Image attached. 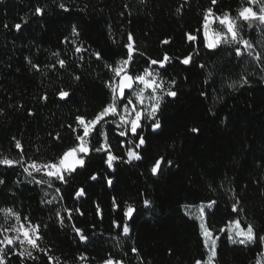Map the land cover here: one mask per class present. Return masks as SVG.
<instances>
[{
  "label": "trees",
  "instance_id": "trees-1",
  "mask_svg": "<svg viewBox=\"0 0 264 264\" xmlns=\"http://www.w3.org/2000/svg\"><path fill=\"white\" fill-rule=\"evenodd\" d=\"M261 4L0 0V159L17 162L0 164V218L19 216L24 227L38 225L41 237L31 256L21 255L16 243L0 244L4 264H203L207 251L187 209L211 201L204 223L219 236L212 263L264 264V24L237 22L251 54L237 44L209 49L203 35L208 9L236 17L241 7L258 11ZM188 34L197 40L189 41ZM129 43L135 49L130 72L165 53L171 57L164 68L151 66L166 88L174 81L177 92L161 102V127L153 131L154 121L142 119L137 132L145 143L136 148L138 137L130 131L121 136L124 127L113 122L118 119L106 117L87 137L83 166L64 172L65 182L32 172V163H58L78 145V117L92 120L111 103L114 68L127 58ZM188 55L192 61L185 65L181 60ZM101 145L107 150H94ZM129 150L141 159L128 162ZM108 152L118 157L111 168ZM234 220L252 225L256 239L230 241L220 229Z\"/></svg>",
  "mask_w": 264,
  "mask_h": 264
},
{
  "label": "snow or ice",
  "instance_id": "snow-or-ice-1",
  "mask_svg": "<svg viewBox=\"0 0 264 264\" xmlns=\"http://www.w3.org/2000/svg\"><path fill=\"white\" fill-rule=\"evenodd\" d=\"M212 3L215 4L216 0H212ZM256 3V0H249V4ZM62 9L68 11L67 8L63 4L60 5ZM35 13L37 15H43L44 9L41 7H37L35 9ZM211 17V20H210ZM239 20H243L248 23L249 27L252 26V21H259L260 24H264V4H261L259 10H254L251 6L241 7L238 10V15L233 17L230 13H224L223 15L216 16L214 15L212 9L207 10V14L204 17L203 23V35H204V44L209 49H215L220 44L232 45L237 44L241 45L244 48L249 50V54H251L252 45L247 39H244L241 35L240 26L237 23ZM219 23L222 27L217 30L215 28H211V25L215 23ZM16 29L19 30L21 28L20 24L15 25ZM73 34H78L76 29L73 28ZM189 41H196L197 36L188 34L187 36ZM129 41H132L131 35L129 36ZM164 43H168V41H164ZM128 49L127 58L120 61L119 65L114 68V75L115 77L119 78L118 83H115V86L110 84V88L112 91V101L109 103L96 117L92 120L86 121L82 117H78V123L83 126L82 135H78L77 139L80 141V144L76 147H72L67 150L62 158L59 159L58 163H49L46 165H38L36 163H32L30 167L35 172H41L42 169H47L44 173L50 178L59 179L61 182H65V177L63 175L64 172H74L76 170L77 165L83 166L84 159L82 157H78V153L87 154L89 149L85 146L87 141L85 140L86 137H89L92 131L95 129L96 125L104 120L105 117H116L119 116V122L113 121L116 123L117 127H124V131L120 132L121 136H125L129 131L132 135L138 137V143L135 144L136 148H139L141 145L145 143L144 137L140 136L137 132L142 124V119H152L154 121L152 128L153 131L159 129L161 127V122L158 116V113L161 108V102L163 101L164 96L175 98L177 97V92L174 90V81L170 82L169 86L166 88L165 85L166 81L163 80L161 73L155 71L151 66L158 65L160 68H164L166 62H168L171 57L167 53L164 54L162 60L152 59L148 66L143 68L140 72H130L129 66L133 63V55L135 49L132 43L126 45ZM76 51H80L79 48ZM236 55L240 56L241 48L237 47L235 49ZM142 55V54H141ZM97 58L99 54H97ZM260 59L261 57L258 55L256 57ZM192 61V56L188 55L187 57L182 58L181 62L185 65H188ZM61 66H63L64 61H60ZM203 67V66H201ZM243 83H247V79L243 80ZM232 86V85H230ZM126 90L128 94L126 95ZM147 93V95H146ZM60 95L65 97L68 95L67 92H61ZM135 97V100H133ZM145 99L150 101L149 105H145ZM124 114H120V113ZM193 132H198V129L193 128ZM19 146V145H18ZM102 149L107 150L105 145H101L100 147L95 148L94 150L100 152ZM127 156L129 157L130 162L132 159L139 160L141 156L133 151L129 150L127 152ZM118 159L108 152L107 156V164L108 167H112V162ZM164 162V159L161 157L157 159L151 171L153 175L158 173L161 164ZM14 162L10 159L4 158L0 159V164L12 166ZM19 163H22L20 161ZM169 165H171V161H167ZM28 172V168L24 169ZM29 175H32L29 172ZM97 177L92 176L91 179L95 180ZM2 182V181H0ZM44 181L38 180L37 183H43ZM109 184L112 183L111 180L108 181ZM81 192H78L77 195H81ZM147 203V202H146ZM215 201H211L209 203V207L211 204H214ZM236 206H233V211H236ZM11 214V210H8ZM133 209L131 207L128 208V211L125 213L126 215H130ZM200 217H203L204 211L203 206L199 209ZM199 218V217H198ZM19 220V216L16 217ZM119 227V225H117ZM202 235L205 238V248L209 249V255L207 260L203 262V264H212L215 256H216V240L219 239V236L213 238V233L209 229V227L202 222L201 225ZM5 231H16L19 232L20 235L23 236V239H20V236L16 237H8L5 236L3 241H0V244L7 243V245L12 246L17 241L23 245L25 241L28 245H30L33 249H38V241L41 239L39 235V226L31 227V231L25 229L24 225H21L20 228H10L5 229ZM79 231V230H77ZM221 232L225 231V229H220ZM228 231V239L233 243L239 242L244 244L245 242H252L256 239L254 228L252 225H247L246 228L241 226L240 221L234 220L231 221L227 228ZM123 232L126 234L128 232V227L125 225L123 227ZM236 238H239L237 241ZM81 239H86V237L81 236ZM261 241H264V237L260 238ZM209 240H211V244H209ZM3 249L0 248V253H3ZM27 249H24L21 252V255L24 252H27ZM135 252V249L133 250ZM28 255L31 256V252H28ZM0 264H4V260L0 257ZM105 264H114L112 259H109L105 262ZM195 264H202L201 260H197Z\"/></svg>",
  "mask_w": 264,
  "mask_h": 264
},
{
  "label": "rangeland",
  "instance_id": "rangeland-1",
  "mask_svg": "<svg viewBox=\"0 0 264 264\" xmlns=\"http://www.w3.org/2000/svg\"><path fill=\"white\" fill-rule=\"evenodd\" d=\"M256 1H259V0H256ZM117 79L119 80L118 77H117ZM146 95H147V93H146ZM133 100H135V97H133ZM144 103H145V105H149L151 102L148 101L147 99H145ZM120 114H124V113L121 112ZM116 118L119 121V116H116ZM79 126H80L81 129H83L82 125L79 124ZM85 140L87 141V137L85 138ZM79 144H80V141L78 140V145ZM85 146L88 148L87 143L85 144ZM81 155H84V153H78V157H81ZM2 165H4V164H2ZM28 167H29V169L32 170V172H35L30 166H28ZM46 171H47V169L45 168V169H42L41 172H38V173H40V175H46V174H44ZM208 205L209 204H199V206H195V207H191V208L187 209L196 218V221H197L198 227H199V231H200V235H201V237L203 239L204 246H205V238L202 235V230H201V227H200L201 223L204 222V215H203V217H200L199 209H200L201 206H203V211H204V209L209 207ZM21 225H22L21 223H19L16 219L11 217L8 213H3L2 217L0 218V241H3L5 236H8V237L20 236V239H23V236L20 235L19 232H16V231H5V229H10V228H17L18 229V228H20ZM228 225H227V227L224 228L225 231H223V233H226L227 236H228V231H227ZM25 229H28L29 231H31V227H25ZM213 238H215V237L213 236ZM236 239H237V241L239 240V238H236ZM245 243H247V242H245ZM3 244H7V243L5 242ZM16 244L21 248L22 251L24 249H27L28 251H30V249H32V247L30 245H28L26 241H25V243L23 245H21L18 241L16 242ZM209 244H211V240H209ZM206 251H207V255H209V249L208 248H206ZM103 264H105V263H103ZM114 264H119V263H114Z\"/></svg>",
  "mask_w": 264,
  "mask_h": 264
},
{
  "label": "water",
  "instance_id": "water-1",
  "mask_svg": "<svg viewBox=\"0 0 264 264\" xmlns=\"http://www.w3.org/2000/svg\"><path fill=\"white\" fill-rule=\"evenodd\" d=\"M118 81H119V80H118ZM118 81H117V83H118ZM128 91H129V90H126V95L128 94ZM79 166H80V165H77V167H79ZM129 220H130V215L127 216V221L129 222Z\"/></svg>",
  "mask_w": 264,
  "mask_h": 264
}]
</instances>
